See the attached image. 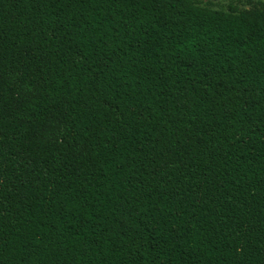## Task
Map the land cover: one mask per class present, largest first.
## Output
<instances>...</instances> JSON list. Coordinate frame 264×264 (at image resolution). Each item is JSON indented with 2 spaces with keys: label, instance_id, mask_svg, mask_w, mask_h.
<instances>
[{
  "label": "trees",
  "instance_id": "obj_1",
  "mask_svg": "<svg viewBox=\"0 0 264 264\" xmlns=\"http://www.w3.org/2000/svg\"><path fill=\"white\" fill-rule=\"evenodd\" d=\"M0 0V264H264V1Z\"/></svg>",
  "mask_w": 264,
  "mask_h": 264
},
{
  "label": "rangeland",
  "instance_id": "obj_2",
  "mask_svg": "<svg viewBox=\"0 0 264 264\" xmlns=\"http://www.w3.org/2000/svg\"><path fill=\"white\" fill-rule=\"evenodd\" d=\"M204 2L209 3L213 8L218 9L227 8V5L230 1H235L236 3H239L241 7H246L247 5L244 4L243 0H203ZM264 1V0H263Z\"/></svg>",
  "mask_w": 264,
  "mask_h": 264
}]
</instances>
